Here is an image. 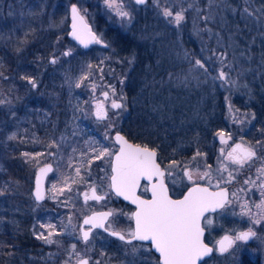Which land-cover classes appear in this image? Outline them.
I'll use <instances>...</instances> for the list:
<instances>
[{"label": "rangeland", "instance_id": "obj_1", "mask_svg": "<svg viewBox=\"0 0 264 264\" xmlns=\"http://www.w3.org/2000/svg\"><path fill=\"white\" fill-rule=\"evenodd\" d=\"M72 3L101 41L100 45L96 43L87 49L88 53L67 37L68 8ZM112 3L113 7L105 0H0V130L4 122L10 123L5 132L8 144L3 141L5 146L16 148L18 123L22 122L15 81L44 82L46 91H40L36 100L47 103L44 106L49 105L52 111L58 104L68 115L82 114L87 119L88 133L100 134L99 138H88L86 154L91 161L87 175H95V171L104 178L109 175V162L116 149L111 135L120 130L128 114L127 85L135 63L134 55L118 58L117 48L109 47L108 39L116 33L133 39L143 57L153 59V65L144 66L145 79L139 87L154 106L151 119L155 124L146 126L151 131L145 132V139L152 133H206L199 129L211 127L213 120H222L223 134L232 129L264 132V116L260 115L264 110V0H147L142 5L133 0H112ZM166 9L172 12L171 16L164 15ZM121 10L129 15L120 16ZM176 13L184 17L179 24L175 21ZM192 14L200 16L202 32L198 26L194 30L189 27L195 24L193 21L197 22L191 18ZM187 33L193 36L184 37ZM199 33L207 38L200 36L203 54L185 47L187 42H198ZM7 54L11 55L12 64L3 60ZM178 55L181 62L187 60L189 64L186 73L199 70L204 82L209 83L204 89L199 87L200 93L193 92L194 87L184 78L170 85L163 81L161 62ZM50 58L56 62H49ZM197 59L205 62L207 74L195 65ZM26 60L30 65L35 63L33 67ZM221 70L226 74L223 79L219 78ZM171 86L187 90L183 100L180 93L166 97L164 90H176ZM113 101L122 107L113 108ZM98 103L103 106V118L96 115ZM225 128L231 130L226 132ZM105 149L110 154L97 159ZM96 183L101 186L99 180ZM5 185L13 189L14 196L16 180L10 179ZM71 190L78 198L79 189Z\"/></svg>", "mask_w": 264, "mask_h": 264}, {"label": "flooded vegetation", "instance_id": "obj_2", "mask_svg": "<svg viewBox=\"0 0 264 264\" xmlns=\"http://www.w3.org/2000/svg\"><path fill=\"white\" fill-rule=\"evenodd\" d=\"M52 60L50 58L49 62ZM34 64L31 63L32 67ZM43 83L34 82L33 86L32 80L27 79L26 83L19 81L16 85L18 114L22 121L18 123L16 148L8 150L3 143L8 144L7 122L0 130L4 131L0 132V264L8 263L14 246L7 240V230L12 227L16 231L19 253L17 264H79L82 259L88 264H163L161 254L150 240L131 239L130 233L136 227L134 214L139 206L111 190V162L118 149L112 135L116 149L109 162V175L104 178L95 171V175L89 177L86 172L91 161L86 154L88 138L100 134L88 133L87 119L82 114L77 116L76 112H71L68 115L58 104L52 111L49 105L44 106L47 103L36 100L40 91H46ZM262 105L264 109V101ZM42 108L44 112L40 113ZM260 113L263 118L264 110ZM225 130L228 132L231 128ZM116 131L133 144L154 151L155 163L163 173L162 177L148 179L145 176L138 182L139 200H151L152 187L161 180L172 200L183 199L185 193L196 186L207 188L209 192H226L230 202L223 208L205 212L200 218L204 230L201 239L212 252L198 259L197 264H264V219L261 218L264 211L257 208L264 203V173L259 171L264 169V132L232 129L226 134L152 133L144 143H138L121 129ZM237 145L240 148L237 149ZM233 149H236L234 156L242 155L244 150L254 151L255 156L243 165L236 164L229 158ZM8 152L15 161L13 174H8ZM49 166L50 171L40 172L41 168ZM39 176L43 177L42 199L35 195ZM10 179L17 183L14 196L13 189L5 185ZM98 180L101 186L96 183ZM74 188L79 189L78 198L71 190ZM93 188L95 195L102 199L92 198ZM109 212L112 215L103 221L104 227L84 223L86 217H93L95 213L99 216ZM257 219L260 223H256ZM249 229L256 236L248 241L237 240L226 252L219 251L218 242L225 236L235 239ZM86 231L88 240L83 238ZM114 231L123 234L125 240L113 236ZM41 235L51 242L39 238Z\"/></svg>", "mask_w": 264, "mask_h": 264}, {"label": "snow or ice", "instance_id": "obj_3", "mask_svg": "<svg viewBox=\"0 0 264 264\" xmlns=\"http://www.w3.org/2000/svg\"><path fill=\"white\" fill-rule=\"evenodd\" d=\"M105 3L109 7H113L112 0H105ZM137 3L143 4L144 0H137ZM244 12L252 15V13H248L247 9H244ZM119 15L127 17L129 13L121 10L119 11ZM164 15L171 16L172 12L166 9ZM72 18L73 31L71 34L82 44L87 46L88 43L101 42L99 37L84 22V18L80 15V10L76 5L72 6ZM183 19L182 13L175 14L177 24ZM55 62V59H53L52 63ZM195 65L207 74L208 70L205 67V62L197 59L195 60ZM225 75L222 70L219 72V78L223 79ZM33 86H35L34 82ZM77 87H79V84ZM104 96L107 98L108 93L105 92ZM112 107L121 108L122 105L113 101ZM96 115L98 118H103L105 115L102 104H97ZM116 139L121 143V148L115 158L114 175L111 178L112 187L116 189L118 195H124L126 199L132 198L133 203L139 205L138 211L134 214L136 227L130 233L131 239L150 240L155 249L161 254L163 264H197L198 259L212 252V249L205 245L201 239L204 230L200 226V218L205 212L215 210L216 208H223L225 203L230 202L227 201L226 192H209L207 188L196 186L191 188L182 200H172L168 197L167 190L161 180L158 185H153V198L151 200H139L134 197L139 178L146 176L148 179H151L153 176H163V173L159 170V166L155 163L156 153L147 147L141 148L139 145L133 146L128 144L124 137L120 135H117ZM236 148H240V145H237ZM235 152L236 149H233V152L229 153V158L232 159L233 163L240 165H243L247 160L255 156V152L250 150H244L242 155L234 156L233 153ZM107 154L110 153L108 149H105L97 156V159ZM50 170L49 166L47 169L41 168L40 172L43 174ZM259 171L264 173V169ZM77 174H79V169H77ZM189 179H191V176H189ZM229 179H232L231 174H229ZM248 182L246 181V183ZM37 185L36 197L37 199H42L43 197L39 191V180L37 181ZM95 191V188H93L92 198L97 200L102 199V197L95 195ZM85 199H88L87 194H85ZM257 208L264 211V203L257 205ZM110 215H112L110 212L102 213L99 216L85 219L84 223L91 224L92 227H104L103 221ZM261 218L264 219V216ZM256 223H260V219H257ZM111 234L118 236L120 240H125V236L119 232L114 231ZM49 236H51V233H49ZM254 236H256V233L251 229L239 233L235 239L225 236L218 242L219 251L221 253L226 252L237 240L248 241ZM88 237L89 232H84L83 238L88 240ZM39 238L45 239L46 242H51L48 237H44L43 235ZM79 264H88V261L82 259L79 261Z\"/></svg>", "mask_w": 264, "mask_h": 264}, {"label": "trees", "instance_id": "obj_4", "mask_svg": "<svg viewBox=\"0 0 264 264\" xmlns=\"http://www.w3.org/2000/svg\"><path fill=\"white\" fill-rule=\"evenodd\" d=\"M203 1V0H201ZM192 14V19L196 20L197 22L193 21L195 24H191L189 25V27L194 30L195 26H198V29L201 28V32L203 30V23L202 20L200 18V16ZM202 17V16H201ZM200 27V28H199ZM205 33V32H203ZM193 34L192 33H187L185 34L184 37H188ZM205 37V34H200L198 35V42H187L185 44L186 49H188L190 52H198L200 54H203L204 51H202L200 49V46L202 47V43H201V37ZM174 38V37H173ZM200 39V40H199ZM207 39V38H206ZM110 40V41H109ZM109 41V47H113V48H117L115 55L119 58H123L125 59V57L127 56H131L134 55L133 57V61L134 63V67L131 70V72L129 73V77H131L130 80V84L127 85V103L129 106L128 109V114L125 116V121L123 122V125L120 127L121 131L127 135L129 138L134 139L135 142L138 143H144L146 141V139L143 137L144 134H146L147 132H150L151 130L148 129V125L151 124H155L154 121H152V108L154 107L153 104L150 101V99H148L146 96H144V94L142 93V91L139 89L140 85L143 83L144 79H145V65L146 64H151L153 65V59L151 58H144L143 54L140 53L142 50L139 47L138 43L135 42L133 39H129L128 37H123L122 34H114L111 38L108 39ZM123 41L125 42L123 44ZM104 50V48H102ZM90 50V49H88ZM88 50H83V52L88 53ZM198 54V55H200ZM200 56H204V55H200ZM6 64L7 63H11L12 64V57L10 54L5 55L4 59H3ZM25 63H28L27 60L25 61ZM95 63V62H94ZM99 62L95 63L98 65ZM30 65V64H29ZM188 62L187 60H184L183 62L180 61V56L178 55V57H176L173 60H167V61H162L160 64V71L161 73L163 72L164 74L162 75L161 73H159V75H162L163 77V81L165 80L166 83L168 85L174 83V81L176 80L177 82L181 80H183V78L185 79L186 82H188L190 85H192L194 88L192 89L193 92H197L200 93V91L198 90L199 87H201V89H204L208 86L209 83L204 82L205 81V77L203 76V73H200L199 70H195L194 73H186L185 70L188 68ZM1 67V66H0ZM208 73V72H207ZM189 74V76L193 79H190L189 76L187 75ZM169 75V78L168 76ZM167 79V80H166ZM19 83V81H15V84L17 85ZM172 88H176V90L172 91H166L164 90L163 92L165 93L166 97H175V95L177 94H182L180 97L183 100V97L186 95L187 90L185 89H181L178 88L176 86H171ZM140 96H142L141 98H139ZM173 103H176V100H174ZM133 104H135V106H133ZM10 125V123H8ZM194 124V123H193ZM209 124V122H208ZM211 127H207V128H202L199 129L200 132H223L224 128H223V124H222V120L218 121V120H213L210 122ZM127 125V127L125 126ZM133 126L134 129L131 130ZM10 128V126L8 127V129ZM91 131V130H90ZM0 132H4L3 130ZM137 132V134H136ZM146 132V133H145ZM7 149L10 150L11 148L9 146H7ZM6 163L8 165V174H13L14 172V166H15V161H14V157L12 156V154L10 152L7 153L6 156ZM15 228L12 227L10 229H8L7 231V240H8V244L11 243L13 244V248L10 250V255H8V263L7 264H17V256H18V252H17V247H16V231L14 230Z\"/></svg>", "mask_w": 264, "mask_h": 264}, {"label": "water", "instance_id": "obj_5", "mask_svg": "<svg viewBox=\"0 0 264 264\" xmlns=\"http://www.w3.org/2000/svg\"><path fill=\"white\" fill-rule=\"evenodd\" d=\"M136 4H138V5H142L141 3H137V0H133ZM147 0H144V3L146 2ZM143 3V4H144ZM73 5H75V4H70L69 5V8H68V18H69V23H68V32H67V37L69 38V39H71L74 43H76L78 46H80L83 50H87V49H89L91 46H93V45H95L96 44V42H92V43H88L87 44V46H85V44H82L78 39H76L71 33H72V31H73V27H72V25H73V18H72V6ZM80 15H82L83 16V14L80 12ZM83 18H84V16H83ZM84 22L87 24V26L91 29V27H90V25H89V23L85 20V18H84ZM91 31L93 32V33H95L92 29H91ZM96 35V34H95ZM99 45H100V43H98ZM117 135H120V136H122V137H124V135L123 134H121L120 132H118V131H116V132H114L113 134H112V139H113V141L116 143V145L118 146V149H117V151L114 153V155H113V157H112V162H111V176H110V183H111V190L116 194V195H118L117 194V192H116V189L115 188H113L112 187V176L114 175V173H113V167H114V165H115V163H116V160H115V158H116V155H118L119 154V152H120V148H121V143L119 142V141H117V139H116V137H117ZM124 139L127 141V143L128 144H131V145H133V146H137L138 144H133L132 142H130V141H128L125 137H124ZM141 148H144L143 146H141V145H139ZM39 178L40 179H38L39 180V191L40 192H42V190H43V177H40L39 176ZM142 178H145V176H141L140 178H139V181L142 179ZM37 180V181H38ZM37 181H36V192H37V187H38V185H37ZM138 181V182H139ZM192 188V187H191ZM190 188V189H191ZM189 189V190H190ZM189 190L185 193V195H184V197L188 194V192H189ZM136 191H137V186H136V188H135V192H134V197L135 198H138V196L136 195ZM36 192H35V195H36ZM120 198H122L123 200H125V201H127V202H130V201H132L133 199L132 198H128V199H126L125 198V196L124 195H118ZM183 197V198H184ZM180 200H182V199H180ZM137 204V203H136ZM137 206H139L138 204H137ZM97 215V213H95L93 216H96ZM86 219H87V217H86Z\"/></svg>", "mask_w": 264, "mask_h": 264}]
</instances>
